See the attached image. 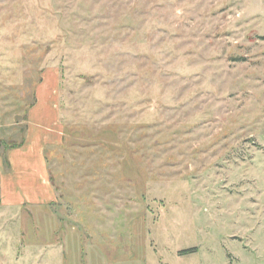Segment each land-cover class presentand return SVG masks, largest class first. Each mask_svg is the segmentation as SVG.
I'll return each mask as SVG.
<instances>
[{
	"label": "rangeland",
	"instance_id": "obj_1",
	"mask_svg": "<svg viewBox=\"0 0 264 264\" xmlns=\"http://www.w3.org/2000/svg\"><path fill=\"white\" fill-rule=\"evenodd\" d=\"M49 66L57 199L0 264H264V0H0V152Z\"/></svg>",
	"mask_w": 264,
	"mask_h": 264
},
{
	"label": "crops",
	"instance_id": "obj_2",
	"mask_svg": "<svg viewBox=\"0 0 264 264\" xmlns=\"http://www.w3.org/2000/svg\"><path fill=\"white\" fill-rule=\"evenodd\" d=\"M59 82L53 66L44 68L35 81L31 99L23 102L26 103L24 136L0 152V205L22 208L57 199L49 177L46 150L61 142L64 135L57 93ZM18 112L13 116L17 117ZM15 121L13 127H20Z\"/></svg>",
	"mask_w": 264,
	"mask_h": 264
},
{
	"label": "trees",
	"instance_id": "obj_3",
	"mask_svg": "<svg viewBox=\"0 0 264 264\" xmlns=\"http://www.w3.org/2000/svg\"><path fill=\"white\" fill-rule=\"evenodd\" d=\"M195 250V248H188V249H184V250H181V254H186V253H190V252H192V251H194Z\"/></svg>",
	"mask_w": 264,
	"mask_h": 264
}]
</instances>
